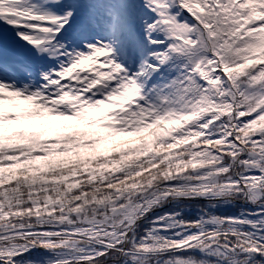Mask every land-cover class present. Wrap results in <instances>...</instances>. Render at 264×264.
Returning <instances> with one entry per match:
<instances>
[{
  "label": "snow or ice",
  "instance_id": "snow-or-ice-1",
  "mask_svg": "<svg viewBox=\"0 0 264 264\" xmlns=\"http://www.w3.org/2000/svg\"><path fill=\"white\" fill-rule=\"evenodd\" d=\"M0 264H264V0H0Z\"/></svg>",
  "mask_w": 264,
  "mask_h": 264
}]
</instances>
